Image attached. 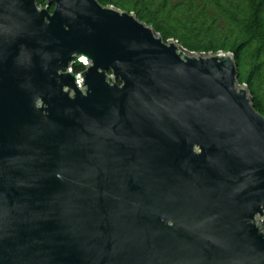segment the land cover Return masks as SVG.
Returning a JSON list of instances; mask_svg holds the SVG:
<instances>
[{"label":"water","instance_id":"water-1","mask_svg":"<svg viewBox=\"0 0 264 264\" xmlns=\"http://www.w3.org/2000/svg\"><path fill=\"white\" fill-rule=\"evenodd\" d=\"M44 1L0 0V264H264V116L233 54Z\"/></svg>","mask_w":264,"mask_h":264},{"label":"trees","instance_id":"trees-1","mask_svg":"<svg viewBox=\"0 0 264 264\" xmlns=\"http://www.w3.org/2000/svg\"><path fill=\"white\" fill-rule=\"evenodd\" d=\"M133 13L164 41L174 39L190 52H230L237 82L246 85L252 104L264 116V0H99ZM45 7L44 0H37ZM52 9V8H51ZM74 72L84 70L76 64ZM264 229V221L261 222Z\"/></svg>","mask_w":264,"mask_h":264},{"label":"flooded vegetation","instance_id":"flooded-vegetation-1","mask_svg":"<svg viewBox=\"0 0 264 264\" xmlns=\"http://www.w3.org/2000/svg\"><path fill=\"white\" fill-rule=\"evenodd\" d=\"M99 1V0H97ZM121 1H124V2H132V0H121ZM171 1H175V0H171Z\"/></svg>","mask_w":264,"mask_h":264}]
</instances>
